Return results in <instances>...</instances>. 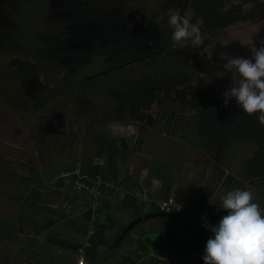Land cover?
Here are the masks:
<instances>
[{"label": "trees", "instance_id": "1", "mask_svg": "<svg viewBox=\"0 0 264 264\" xmlns=\"http://www.w3.org/2000/svg\"><path fill=\"white\" fill-rule=\"evenodd\" d=\"M175 2H177L178 4L180 3L181 5L183 0H176ZM76 4L78 7V11L77 14H74L73 23L71 21H66L65 23H63L64 28H58L56 30H54L52 25H46V29L40 28L36 29V31L39 32H30L31 29L28 25V19L26 18V15H24L25 10L27 9V2L25 0H13L12 7L14 11L12 13V17L8 16L9 18H11V20L5 21L4 25L6 27L3 28V30H0V43L4 44L8 51H12V55L17 60H20V66L22 65V68L26 67L27 65H30L32 68L37 67L36 59L40 58L43 52H59L62 61V63L58 65L60 72L63 75H70L76 74L79 71L81 73L82 79L84 78L86 80L88 77H90V84H93L95 80H98L97 78H101L104 66H108L114 69L115 74H121L124 72V75L120 76L119 80L116 82L117 84L121 85L122 91H124L125 94L123 98L124 101L122 103V108L124 109L123 114H126L125 116H127V118L122 122H138L143 124L145 128L150 129V126H152V124H154L156 121H159V117H155L156 112H159V116H161V119L163 117H167L165 120L169 125L177 124L179 121H181V118L183 116H187L184 131H186L187 135H193L191 136V138L193 139L191 140V142L199 144L201 149H204L207 147L206 142L209 139L216 141L217 150L215 158H218L222 153H224V151L227 150V147L233 148L235 144L238 143L236 142V136L232 133L224 131L221 128V123L218 119H215V117L219 114H225L227 110H230L231 113L234 112L238 114L241 113L240 110L242 109H240L238 106H235L236 102L234 100L229 101L228 107H224V98L221 91L216 92L215 89L211 86H209L208 88H204V90H206L204 92L206 93L205 95H203L202 93L199 96H196V99L193 101L190 108H187L188 103L171 98L172 95L170 92L171 101L168 104H171L172 108H169V110L166 109V107L162 108L161 106L165 104V101L163 100L156 103V105L160 103L159 105H157L159 106V108H157L159 111L157 110L154 114H152L151 112H149L148 106H145L144 103V105H141L139 109L137 108L138 111H136V117L131 118L130 112L132 111V108L130 110L129 99H142V96L132 97L131 93H133V91L136 92L139 86L140 89H142L145 86V82L147 80H135L131 77L130 72L134 68L142 67L145 63L154 62L158 60V58H161L163 56L171 57L175 49V46L171 39L174 29L173 27H171L165 34H162L155 29L158 24L157 18L149 17L147 19H144L141 24H138L136 22L137 17L129 16L124 19V30H120L116 33V42L108 44L105 51H100L102 49V45L98 46L96 43H93L91 51L76 50L75 52H72L73 50L66 48V46L70 37L75 34V28L77 27L76 22H79L80 20L86 21L85 19L91 20L95 18L97 10L96 7L81 5L79 1L78 3L76 2ZM184 7V9H191L192 11H194L204 25L211 27L224 28L226 25L230 26L235 22L264 19V8H260L255 4L250 5L246 10H242L240 5H229L225 3L224 0H187L186 4H184ZM226 7L227 11H224L223 9H225ZM7 8H9L8 2L3 7H0V13H2V15H5V9ZM149 15L151 16V14ZM121 25V23L118 24L119 27H121ZM109 38L111 37H108V39ZM262 38H264V31ZM108 41L112 42L113 40L111 38ZM29 44H32L33 46ZM98 52L102 53V57L100 58V60V54ZM95 55H97L98 59L97 57L96 59H94ZM79 59L82 60V63L78 61ZM152 81H154L155 83L158 82L156 79H152ZM164 85L166 84H159L160 91H158V94L159 92H168L170 90L167 85L164 88ZM137 93L141 95L142 91L140 90V92ZM195 93L189 94H191L192 96ZM138 104L140 105V103ZM179 105H183L185 106V108H179ZM242 112L244 111L242 110ZM115 122L116 121L113 120V123ZM241 126L242 127H239L238 131H244V133H246L249 138L247 151L248 149H252L251 155H248L243 163L245 165V175L252 180L264 179V125H261L258 120L255 121L252 119L243 122ZM85 130L87 131L86 135L88 136V138H91L92 140L91 145L89 146L91 155L88 154V158L81 165L80 172L83 175H86L89 179H93L94 177L98 176L104 182L110 180L109 182H111L113 185L119 186L116 183L120 174L117 168V161L124 154L122 146H116L115 140L108 133L106 134L89 129ZM234 139L236 140L235 143L232 142L234 141ZM42 158L43 160H45L44 163L50 159L46 158L45 156L43 157V155ZM0 169L2 174H6L5 178L9 180H4V186H6L7 190L1 191H5L4 193L9 198V201L14 202L22 200L23 202H25L26 209L32 215L31 218L29 217V215L26 216L25 214H20L16 221L0 216V264H2L3 261L7 262V255L10 254V252H6V246L8 244L17 245V253H15L12 258L9 259V264H26L24 260L26 257V252H32L31 250H34V244L32 243H34L38 235L42 233L44 234V232H46L45 241L47 242V244L53 243L55 246L57 245L60 248H69L72 251H76L79 246L77 247L76 244H69L60 237L57 238L52 232L53 226L60 218L55 216L52 217L50 215L48 216V218H46L45 216H43L44 213L40 212V210H38V206L35 204L36 197L41 194V190L46 191L44 185H47L45 182V184H43L38 182L40 180L36 181L34 179V177L38 174L37 172H35L36 170L29 168L28 176L26 178H12L11 175L13 174L14 169L10 167H0ZM61 171L65 170L54 172L55 174L53 177L56 178L54 181L48 180V182H52L51 184L55 186L53 187L55 188V190L47 191L48 194H53V196L57 197L61 195V189L63 186L61 179H63L62 175L65 173ZM47 174L48 173H46V176H48ZM128 179L129 178H127L126 180ZM2 186L3 184H0V189H3L4 186ZM76 190L77 192L79 190V192L84 193L87 198V206L85 213L83 214V218L85 219L84 222L86 225L83 234V239H85L90 219V198L84 190ZM105 192L108 195L109 193L115 194L111 190V188L108 189L103 187L100 189L98 208L94 213L95 224L93 232L87 240L88 247L85 250L84 260L86 264H92L102 255V252L98 251L96 247L103 243L104 235L116 222L115 218L111 216V214L106 213L105 209H102V207H100L103 204L100 199L102 195H105ZM66 198L68 197L65 193L64 199ZM123 198L124 199L120 201L121 206L130 208L134 207L136 209L135 214L131 216V220L148 213L157 212L153 208L144 210L143 208L145 206L131 195H125L123 196ZM193 208L197 209L195 207ZM181 217L188 222L187 218L183 216ZM161 220L173 226L174 229L180 228L189 238V233L185 228H183L181 224L167 218H162ZM29 225L31 228L30 231H32V236L30 238L27 237L26 240L31 244L29 246L24 245V243L19 244V234L22 232L23 228L25 232L29 231ZM137 225H135L129 232L134 230ZM125 226L126 224H123L119 228L112 240L107 243V248L113 243L115 238L121 233ZM195 235L198 243V264H201L202 240L197 232ZM174 238H176L174 232L169 233L164 231V233L161 235L147 234L146 232L141 233L140 236L136 239L133 248L128 252L126 256L121 257L117 264H134L135 261L140 260V258L144 256H148L151 253L150 251L156 249L168 252L176 243V240H174ZM178 241H180L179 238ZM105 259L100 264H103L105 262ZM150 259L155 263H159L158 260L152 258ZM191 262L192 261L190 258L189 264H191Z\"/></svg>", "mask_w": 264, "mask_h": 264}, {"label": "rangeland", "instance_id": "2", "mask_svg": "<svg viewBox=\"0 0 264 264\" xmlns=\"http://www.w3.org/2000/svg\"><path fill=\"white\" fill-rule=\"evenodd\" d=\"M60 1L61 0H56L54 2H51V9L53 14H55L58 9H62ZM132 1L133 0H85V2L89 4L92 3L98 5L99 7H107L109 9L116 7L118 4H124L123 12L136 11L138 14V22L139 24H141L144 19H146V12L148 10L141 5L133 6L132 8ZM224 1L229 5H240L242 10H246L250 5L253 4L259 6L260 8H264V0ZM42 2L43 0L30 2L27 8L26 18L28 19V25L31 29L30 32H34L36 29H40L43 27L46 29V25H52L49 23H41V21L39 22V19L42 17L40 15V12L43 8ZM6 3L7 0H0V7H3ZM150 6L158 20L157 27L155 28L156 31L165 34L172 27L168 22V10L172 8L180 9V7L177 6L174 1L171 2V0H151ZM164 12L166 13L167 17L163 16ZM181 14L184 17L189 18L192 23H196L197 19L201 20L191 9H184ZM45 18H48L50 21H54L57 19V17H54V15H50ZM4 22V15L0 13V24L2 25ZM53 28L54 30L58 29L56 25H54ZM263 29L264 19L235 22L230 26L226 25L224 28L206 26L202 23L201 30L202 32H205L207 34V38L205 39L203 45L197 47H193L191 46V44L186 47L175 46L174 52L171 57L163 56L161 58H158V60L154 62L145 63L142 67L133 69L131 73V77L133 79H138L140 81L147 80L145 82V86L141 89L143 93L141 94L142 98H144L143 102L145 103V106H148L149 108V112L154 114L158 110V106L156 105V103H158L159 100L162 99L158 94V91L160 89L159 84L163 85L165 83L170 88L168 92L161 93L164 96L162 101L164 100L166 105L164 104L160 106L162 108L164 106H167L166 109L168 110L169 108H172L171 104H168L171 101L170 92L172 95L171 98L188 103L187 108H190L191 104L196 99V96H199L202 93L203 95L206 94L204 93L206 91L204 90L205 87L208 88L209 86H211L215 89L216 92L221 91L223 95V93L227 91L231 83V75L228 74L223 78L219 77L220 72L223 71V69H221L222 62L218 59L219 53L226 52L231 56H251L252 48L259 47L261 46V44H264V38H262L264 31ZM16 66L17 65L14 64L10 52L6 51L3 46H0V104L4 105L0 107V167H10L14 169L13 174H10L12 178H26L28 176V173L26 174L25 170L20 169V164H24L27 167L34 168L36 166H39V163H43V170L39 171L37 175L35 174L36 176L34 177L36 181L40 180L38 182L43 184L47 183L48 180H55V178H53L55 174L54 172H60V170H65L62 172H66V170H68L66 172L68 173L77 168L80 171L81 165L88 158V154L86 152L88 149L84 147L85 143L83 142V133L85 128H91L93 130L106 134L111 133L117 139V141L116 139H114L116 142V146H125L123 152L126 154L124 156L122 155L117 161L120 163V166H122V169H124L123 167L128 168L131 165L133 153L135 152L134 144H136V142H132L134 135V139L136 141L142 139L141 141L149 143L150 151H148L147 153L152 152V150H154L156 146L158 148V151H162L167 148V153H169V147H173L175 149L174 156L176 158H178L179 149L176 148L177 146L175 147L174 144H184L185 146L191 144V142L188 140L189 138L193 140L191 138V136L193 135H188L189 137L187 135H184L186 133V131H184V128L186 126L187 116H183L181 118V121H179L177 124L169 125L165 120L167 117H163L161 119V116H159V112H156L155 117L158 116L159 121H156L154 124H152V126H150V129H132L131 127H124L123 125H117L116 128L112 127L111 121L113 120L112 118L115 117L113 115V107H115V104L107 97V94L109 91L108 89L110 88V82L114 81L116 78H107V81L95 83L93 86L86 90L83 89L74 93L71 107H73L72 114L76 117L77 122H75L73 118H70L67 122L68 118H65V115L62 114V118L56 122V124L58 125V127L56 128L57 135L52 138L53 141H55L54 146L58 152L57 154H60V156H56L50 151H46L47 155L49 154L48 157L54 160L52 163H46L47 161L44 163L40 158L42 156L40 155V146H46L48 144L49 130L44 131L41 130L40 127L36 128V125L33 126L34 121L31 122L32 126L27 123L26 125L30 126L29 128H27L25 126L24 119L16 113V111L21 113V111L24 109L21 108L20 102L22 96L17 86L21 81V78L25 76V74L23 72H20V70H18ZM4 70H7V74H11L12 77L17 80V84L9 79L4 80V74H2ZM152 79H156L159 83H155L154 81H152ZM55 85L57 87H61L62 82L56 80ZM166 85H164V88ZM48 90V88H45L41 91L39 90V92L36 93V97L42 98L45 92H41ZM106 90L108 91L106 92ZM50 92H52L51 89ZM189 93L195 94L191 96V94ZM233 100L235 101V99ZM179 106V108H185V106L183 105ZM235 106H237L236 103ZM11 110H13L14 112H11ZM240 112L241 113H238V115L237 113H231L230 110H227L225 114H219L221 116L217 115L215 119L219 120V122L221 123V128L224 131L232 133L236 136L237 141L234 139V141L232 142L235 143L236 141L238 142V144L236 143L237 145L235 144V147L233 149L229 148L230 151L228 150V154L229 152H232V155L233 153H235L232 157V162H236L237 167H233L231 170L233 171L234 169H237L242 172L245 169V165L243 164L245 155L248 154L250 156L252 149H248V151H246L249 140L248 135L244 133V131L239 132L238 130L239 127H242L241 124L243 122H246L247 120L253 119L257 121L258 114L248 115L245 112H242V110H240ZM119 126L123 127L122 131L120 130V128H117ZM132 130H135L134 135L129 134L130 132H133ZM171 132H173V135L171 134ZM163 133L164 135H166V139L164 137H161ZM63 137H66L68 150L64 151L63 147H61L60 150L62 151L59 153V147L62 146V144L60 145L58 140L59 138ZM185 138L186 140H184ZM208 142H211V139H209L206 144ZM213 142L217 144L216 141ZM136 149L138 150L137 146ZM190 155H192L191 152L187 156ZM198 170L193 169V182L191 184L195 183L197 177L199 178L200 174ZM195 172H197L196 175L194 174ZM46 173H48V176H46ZM5 175L2 174L0 169V184H3V186L5 184L4 180H7V178H5ZM121 175L123 174H120V176ZM44 180H46L47 182L45 181L44 183ZM61 182L63 184L61 194L66 193L68 195L69 192H77L76 188L73 187L70 179L63 177V179H61ZM51 185L52 187H55L53 184H48L46 186L51 187ZM1 190H7L6 186H4L3 189H0V216L14 221L17 220L20 214H25L26 216L29 215V217L32 218V215L26 209L25 202H23L22 200L14 202L9 201V198L4 193L5 191ZM45 195V197H47L49 194L46 192ZM50 201L51 200H49L48 198L36 197L35 204L38 203L40 206L41 204L44 206H51L52 204L50 203ZM179 202H181L182 204H188L182 201ZM42 208L45 207H40V209ZM40 211L43 212L42 210ZM49 212L51 211L47 210L46 208L43 213L45 215H49ZM139 226L140 225H137V227L132 230L131 233L139 231ZM28 228L29 231L25 232L23 228L22 232L19 234V244L24 243V245L28 246L31 244L26 240L27 237L30 238L32 236L30 225ZM56 234L58 236V233ZM63 235L65 237L67 236L66 234ZM45 236L46 235L44 234H40L36 237L34 243H32L34 244V250H31L32 252H26V257L24 259L26 264H54L53 259H50V254L52 256L55 254L57 258L55 257L54 260H60L61 264H72L76 259V253L74 255L71 249L60 248L58 246L56 248L53 247L52 244L49 245L44 243L45 245L43 246L41 242L43 241L42 238ZM83 243L84 239L82 238L79 247ZM187 246L191 247L189 251L192 252L191 241H189L188 244L185 242V248H187ZM16 247L17 245L15 244H8L6 246V252H10V254L7 255V262L3 261L4 263L2 262V264H9V259H11L15 253H17ZM58 251L60 253H56ZM45 253L46 255H44Z\"/></svg>", "mask_w": 264, "mask_h": 264}, {"label": "crops", "instance_id": "3", "mask_svg": "<svg viewBox=\"0 0 264 264\" xmlns=\"http://www.w3.org/2000/svg\"><path fill=\"white\" fill-rule=\"evenodd\" d=\"M117 128H120L121 131L123 129L121 126ZM172 133L173 132H171V134ZM184 135H187V133ZM161 137L166 139L164 133ZM141 140L142 139L137 140L136 144H134L135 152L133 153L130 167H123L124 169H122L120 163L117 162L118 171L123 175L120 176L119 174L116 183L122 188L131 192L144 189L148 194L157 198L171 196L178 201L189 203L201 211L213 225L217 224L222 216L227 214L226 210L219 208L221 202L220 196L226 191L236 188L249 190L253 193L254 202L264 208V179H249V177L245 175V169L242 172L237 169L232 171L231 169L237 166L236 162H232V157L235 153L232 155V152H229L228 154V150L231 147H227L224 153L218 158H215L217 144L213 142V140L207 143L206 148L201 149L199 144H192L189 138L188 140L191 144L185 146L184 144H174V146H177L176 148L179 149V155L178 158H176L174 156L175 149L173 147H169V153H167V148L158 151L157 146L152 152L147 153L150 151L149 143H145ZM184 140H186V138ZM190 152L192 155L187 156ZM125 154L126 153H124L123 156ZM247 156L248 154L245 155V158ZM193 169H199L198 172L200 176L199 178L197 177L194 184H191L193 182ZM194 174L196 175L197 172ZM127 178L129 179L126 180ZM45 181L46 180H44V182ZM46 184H51V182H47ZM44 188L46 191L41 190L40 193L42 195H38L37 197L48 198L51 200L50 203L52 205L44 206L41 204L40 206L36 203L38 209L43 206L45 208L40 210L44 212L47 208V210L51 211L49 212L50 216H58L60 219L53 226L52 232L57 238L60 237L69 244H76L78 247L82 241L86 226L84 222L85 219L83 218L87 206L86 196L78 191L73 193L69 192L67 195L68 198L66 199H64V194H61L59 198L53 196V194H49L45 197L47 191L55 190V188H53L52 185L51 187L44 185ZM123 199V197H119L116 194L109 193L108 195L106 192L100 199L103 202L100 207L105 209V212L111 214L116 220L113 226L104 235L103 243L96 247L97 250L102 253L107 248V243L112 240L119 228L123 224H128L132 219L131 216L135 214L136 209L134 207L130 208L120 205V201ZM143 209L147 210L148 208L144 207ZM49 215L44 214L43 216L48 218ZM161 219L162 218H152L139 223L140 230L137 232L135 231V233L128 232L117 245L114 252L106 257L107 259L103 264H117L120 258L126 256L133 248L136 239L141 233L146 232L147 234L161 235L164 231L175 233L176 238H174V240H176V243L171 250L168 252L158 249L152 250L148 256L140 258V260L135 261L134 264H189L192 252L189 251L190 247L187 246V248H185V242L188 244L191 240H189L190 237L188 238L180 228L174 229L173 226L163 222ZM190 226L192 227V225ZM192 229L196 234V230L193 227ZM56 233H58V236ZM63 234L67 236L65 237ZM44 235H46V232H44ZM45 237L42 238L43 241L41 242L43 246L45 245L44 243L47 244ZM178 238L180 241H178ZM52 245L57 248V245L55 246L53 243ZM56 253L60 252L58 251ZM73 253L75 255V251H73ZM44 255H46V253ZM50 257V259H53L54 264H61L60 260H54L56 257L55 254L53 256L50 254ZM150 258L158 260L159 263H155Z\"/></svg>", "mask_w": 264, "mask_h": 264}, {"label": "flooded vegetation", "instance_id": "4", "mask_svg": "<svg viewBox=\"0 0 264 264\" xmlns=\"http://www.w3.org/2000/svg\"><path fill=\"white\" fill-rule=\"evenodd\" d=\"M25 1L27 2V8H28L30 2L37 1V0H25ZM54 1L56 0H43L42 2L43 8L40 12V15L42 17L39 19V22L41 21V23H44V24L45 23H49L52 25L54 24L59 29L64 28L63 23H65L66 21L67 22L71 21L73 23L74 14H77V11H78L76 2L78 3L79 1L81 5H89L91 7L97 8L95 18L91 20L85 19L86 21L80 20L79 22H76L77 27L75 28V34L70 37V39L68 40L67 46H66V48L73 50L72 52H75L76 50L91 51L93 47V43H96L98 46L102 45L101 46L102 49L100 51H103V50L105 51L106 46L108 44L116 42L115 40L116 33L120 30H124V27H123V25H125L124 19H126L129 16H135L137 17L136 22L139 24L138 14L136 11L123 12L124 4H118L116 7L109 9L107 7H99L98 5H95L92 3L89 4L85 2V0H61L60 2H61L62 9H58L56 12L54 11L55 14H53L52 9H51L52 8L51 2H54ZM172 1L174 0H171V2ZM7 2H8L9 8L5 9L6 12L4 15V18H5L4 20L10 21L11 18L9 17H12V13L14 11L12 7L13 0H7ZM186 2L187 0H183L181 5L180 3L178 4L177 2H175L177 6L180 7L181 12L184 10L185 8L184 4H186ZM139 5H141L142 7L148 10L146 12V19L149 17L156 18L150 6L151 0H147V1L133 0L131 2L132 8L133 6H139ZM149 14H151V16ZM24 15H26L27 17V9L25 10ZM50 15L51 16L54 15V17H57V19L54 21L52 20L50 21L48 18H45ZM163 16L167 17L165 12ZM120 23L122 24L121 27L118 26V24ZM4 24L5 22L2 25L0 24V30H3V28L6 27ZM36 32H39V31H36ZM108 37H111L113 41L109 42L108 40H110L111 38L108 39ZM29 45L33 46L32 44H29ZM0 46H3L4 49L8 51L4 44L0 43ZM9 52L11 54V57L13 58L14 64L17 65L16 68H18L20 72H23L25 74V76L21 78V81L18 83V86H17L22 96V99L20 102L21 108H24V109L21 111V113H19L18 111H16V113L24 119L25 126L27 128H29L30 126L26 124L29 123L32 126L31 122L34 121L33 126L36 125V128L40 127L41 130H44V131L49 130L48 131L49 133L48 144L46 146H40L41 147L40 155H43V157L45 156L46 158H49L48 157L49 154L47 155L46 151L47 152L50 151L52 154H55L56 156L58 155L60 156V154H57L58 152L54 146L55 141H53L52 138H54L57 135L56 128L58 127V125L56 124V122L62 118V114L65 115V118H68L67 122L69 121L70 118L71 119L73 118V120L77 122L76 117L72 114L73 107H71L74 93H76V91H79V90H83V89L86 90L90 88L91 86H93L95 83L107 81L106 80L107 78H116L114 81L110 82L111 84H110V88L108 89L109 91L106 90V92L108 91L107 97L115 104V107H113V111H114L113 115L115 117L112 118L113 117L112 116L111 118L116 122L113 123V120H112L111 126L116 128L117 125H123L124 127H131L132 129L133 128L145 129L143 124L138 123V122L137 123L136 122H128V123L122 122L124 119L127 118V116H125L126 114H123L124 109L122 108V103L124 101L123 98L125 94H124V91H122L121 85L117 84L116 82L119 80L120 76L124 75V72L121 74H115L114 69L108 66H104L103 67L104 70H102L103 73L101 75V78H97L98 80H95L93 84H90L91 83L90 77L86 79L87 80V83H86V80L84 78L82 79L81 73L79 71L76 74H70V75L68 74L63 75L60 72L58 65H60L62 61H61V55L59 54V52H54V51L43 52V54H41L42 58L40 57L36 59L37 67L35 68H32L30 65H27L26 67L22 68L21 67L22 65L20 66L21 64L20 60H17L12 55V51H9ZM99 54H100V57H99V60H100V58L102 57V53H99ZM96 57L97 55H95L94 59H96ZM92 58H93V55H92ZM78 61L82 63L81 59H79ZM132 71L130 72V75ZM2 74H4V80L9 79L15 84H17V80L14 79L11 74H7V70H4ZM56 80L59 82H62L61 87H57L55 85ZM45 88H48L49 90L41 92V93L45 92V94L43 95L42 98H37L36 93H38L39 90L41 91ZM50 89L52 90V92H50ZM140 90L141 89L139 86L136 92L133 91V93H131L132 97L142 96L143 93L141 95L137 93V92H140ZM161 93L159 92V95L163 99L164 96ZM44 96H46L47 98ZM162 99L159 100V102L162 101ZM143 100L144 98L140 100H137L136 98L129 99L130 110L132 108V111L131 112L129 111L131 114V118L136 117V111H138L137 108L139 109L141 105H144ZM138 103H140V105ZM1 106H4V105L0 104V107ZM164 107L167 108V106H164ZM157 108H159V106ZM11 112H14V111L11 110ZM85 129L93 130L91 128H85ZM132 131L133 132H130L129 134L134 135L135 130H132ZM86 133L87 131L84 130L83 142L85 143L84 147L88 149L86 151L87 154H90L89 146L91 145L92 140L91 138L90 139L88 138ZM110 136L113 139H116L111 133H110ZM134 136L132 140L133 143L136 142V140L134 139ZM58 141L60 145L62 144V146L59 147V153L62 151L60 150L61 147H63L64 151L68 150L66 137L59 138ZM123 148L125 149V146H122V150H124ZM40 158L42 159L43 162L45 161L43 160L42 156ZM53 160L54 159L50 158L49 160H47L46 163H52ZM19 167L21 170H25L26 174L28 173V169L30 168L24 164H20ZM43 168H44L43 163L42 164L39 163V166H36L32 169L36 170L35 172L39 173V171L43 170Z\"/></svg>", "mask_w": 264, "mask_h": 264}, {"label": "clouds", "instance_id": "5", "mask_svg": "<svg viewBox=\"0 0 264 264\" xmlns=\"http://www.w3.org/2000/svg\"><path fill=\"white\" fill-rule=\"evenodd\" d=\"M168 17L174 46L204 44L207 34L201 30V20L192 23L179 8L169 9ZM218 59L223 69L219 77L231 75L223 93L224 107L235 99L246 114H258V122L264 125V44L252 48L249 57L220 52ZM220 201L219 208L227 214L215 225L204 224L212 233L203 249L204 264H264V208L254 202L251 191L239 188L226 191Z\"/></svg>", "mask_w": 264, "mask_h": 264}, {"label": "built area", "instance_id": "6", "mask_svg": "<svg viewBox=\"0 0 264 264\" xmlns=\"http://www.w3.org/2000/svg\"><path fill=\"white\" fill-rule=\"evenodd\" d=\"M62 177H66L71 180L73 186L76 189L84 190L90 198V219L88 223V230L84 239V243L76 250V259L72 264H86L85 250L88 247L87 240L93 232L94 228V213L98 208V198L100 196L101 188H108L117 194L119 197L125 195H131L136 198L137 201L141 202L147 208H153L159 213L171 214L175 216H183L188 219L190 225L200 235L202 243V255L203 249L206 245L207 240L210 238L212 233L204 227V224L213 225L210 220L202 214L198 209H194L193 206L188 204H182L175 198L168 196L166 198H157L148 194L144 189L136 192H130L122 188L121 186H115L109 181H103L98 176L93 179H89L86 175H83L79 169L72 170L71 172L64 173ZM201 264H204L202 260Z\"/></svg>", "mask_w": 264, "mask_h": 264}, {"label": "water", "instance_id": "7", "mask_svg": "<svg viewBox=\"0 0 264 264\" xmlns=\"http://www.w3.org/2000/svg\"><path fill=\"white\" fill-rule=\"evenodd\" d=\"M152 218H167L170 220H173L179 224H181L183 226V228H185L187 230V232L189 233V237L191 239L192 242V257H191V264H198V244H197V238L196 235L192 229V227L190 226V224L182 217L180 216H175V215H171V214H165V213H159V212H155V213H148L145 215H142L138 218H135L133 220H131L128 224H126L125 228L121 231V233L115 238V240L113 241V243L106 248L102 255L92 264H100L106 257H108L109 255H111V253L115 250V248L117 247V245L120 243V241L122 240V238L137 224L143 222L144 220L147 219H152Z\"/></svg>", "mask_w": 264, "mask_h": 264}]
</instances>
